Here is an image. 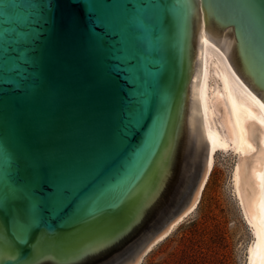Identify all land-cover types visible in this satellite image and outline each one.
Segmentation results:
<instances>
[{
  "label": "water",
  "instance_id": "95a60500",
  "mask_svg": "<svg viewBox=\"0 0 264 264\" xmlns=\"http://www.w3.org/2000/svg\"><path fill=\"white\" fill-rule=\"evenodd\" d=\"M50 2L38 36L2 34L15 25L0 18V195L29 190L47 206L56 243L36 241L40 264H137L206 174L201 39L264 104V0Z\"/></svg>",
  "mask_w": 264,
  "mask_h": 264
},
{
  "label": "bare ground",
  "instance_id": "6f19581e",
  "mask_svg": "<svg viewBox=\"0 0 264 264\" xmlns=\"http://www.w3.org/2000/svg\"><path fill=\"white\" fill-rule=\"evenodd\" d=\"M202 76L198 98L209 156L194 205L146 251L167 238L198 208L217 157L233 156V188L252 234L246 264H264V105L241 81L226 56L201 39ZM144 255V256H145ZM141 257L137 264H141Z\"/></svg>",
  "mask_w": 264,
  "mask_h": 264
},
{
  "label": "rangeland",
  "instance_id": "374dc122",
  "mask_svg": "<svg viewBox=\"0 0 264 264\" xmlns=\"http://www.w3.org/2000/svg\"><path fill=\"white\" fill-rule=\"evenodd\" d=\"M235 162L217 157L198 208L145 255L147 249L141 264H246L252 234L233 188Z\"/></svg>",
  "mask_w": 264,
  "mask_h": 264
},
{
  "label": "snow or ice",
  "instance_id": "6c2138e0",
  "mask_svg": "<svg viewBox=\"0 0 264 264\" xmlns=\"http://www.w3.org/2000/svg\"><path fill=\"white\" fill-rule=\"evenodd\" d=\"M52 8L50 0L40 3H27L24 0L12 6L5 5L0 18L4 24L15 27L3 28L2 34L13 33L22 38L28 35L38 36L40 33L34 26L42 27L49 23ZM17 28L28 31L18 33ZM136 103L139 107L129 113L130 131L140 125L148 101L138 97ZM100 199L99 196L96 198L97 204ZM46 211L47 206L32 191L10 187L7 195H0V264H40L44 249L36 241L43 237L48 238L52 244L56 243L55 237L49 235L45 225ZM108 243H111L110 239L98 241L95 246L72 249L68 255L75 260L95 251L97 246Z\"/></svg>",
  "mask_w": 264,
  "mask_h": 264
}]
</instances>
